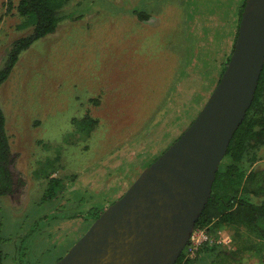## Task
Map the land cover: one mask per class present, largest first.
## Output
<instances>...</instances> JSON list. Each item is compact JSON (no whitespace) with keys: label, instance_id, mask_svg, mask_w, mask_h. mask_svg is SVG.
Here are the masks:
<instances>
[{"label":"rangeland","instance_id":"1","mask_svg":"<svg viewBox=\"0 0 264 264\" xmlns=\"http://www.w3.org/2000/svg\"><path fill=\"white\" fill-rule=\"evenodd\" d=\"M243 2L71 0L62 8L56 31L24 50L0 87L16 180L2 199L3 264H55L183 134L219 82ZM18 3L0 0V67L12 42L33 30L19 28ZM86 115L97 123L81 129L75 120ZM259 155L254 169L264 168V145ZM47 173L63 179L54 200L44 199ZM242 255L243 264H264Z\"/></svg>","mask_w":264,"mask_h":264},{"label":"water","instance_id":"2","mask_svg":"<svg viewBox=\"0 0 264 264\" xmlns=\"http://www.w3.org/2000/svg\"><path fill=\"white\" fill-rule=\"evenodd\" d=\"M264 67V0H246L230 60L183 134L55 264H175Z\"/></svg>","mask_w":264,"mask_h":264},{"label":"trees","instance_id":"3","mask_svg":"<svg viewBox=\"0 0 264 264\" xmlns=\"http://www.w3.org/2000/svg\"><path fill=\"white\" fill-rule=\"evenodd\" d=\"M71 0H19L16 9L22 18L19 28H32L26 36L16 38L0 67V87L10 76L21 53L37 40L56 31L63 19L62 8ZM246 0L238 9L237 30ZM147 18V14H139ZM235 42L232 46V51ZM232 52L220 74V78L230 60ZM220 78L217 80L219 81ZM97 101V100H96ZM81 129H90L96 123L91 115L75 120ZM264 145V67L261 72L254 100L246 116L233 135L227 153L221 161L212 193L196 229H204L210 239L203 242L194 257L188 254L189 246L183 250L175 264H243V252H253L264 262V168L254 169L261 159L259 151ZM14 157L6 130V115L0 104V264H3L2 230L7 210L2 208V199L11 194L16 182L12 165ZM52 163V162H50ZM50 177L44 199L54 200L63 179ZM260 198L259 201H255ZM3 210V211H2ZM104 210L97 212L94 220ZM231 231L232 247L218 242V231ZM228 229V230H227ZM36 231V230H35ZM62 258V257H61ZM60 258V259H61Z\"/></svg>","mask_w":264,"mask_h":264},{"label":"built area","instance_id":"4","mask_svg":"<svg viewBox=\"0 0 264 264\" xmlns=\"http://www.w3.org/2000/svg\"><path fill=\"white\" fill-rule=\"evenodd\" d=\"M210 239L209 233L204 229H195L190 241H189V249L188 254L190 257H194L199 246ZM218 242L223 243L225 245H229L232 243V237L230 234L222 231L218 234Z\"/></svg>","mask_w":264,"mask_h":264}]
</instances>
